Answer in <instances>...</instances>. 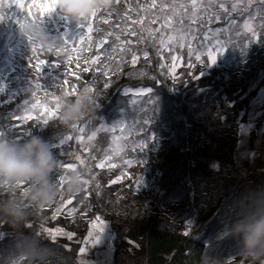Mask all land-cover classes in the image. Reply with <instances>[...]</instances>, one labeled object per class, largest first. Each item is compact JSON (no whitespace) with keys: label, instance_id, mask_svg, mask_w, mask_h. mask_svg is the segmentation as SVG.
I'll list each match as a JSON object with an SVG mask.
<instances>
[{"label":"rangeland","instance_id":"1","mask_svg":"<svg viewBox=\"0 0 264 264\" xmlns=\"http://www.w3.org/2000/svg\"><path fill=\"white\" fill-rule=\"evenodd\" d=\"M110 1H114L112 8L117 7L116 0ZM71 2L77 3L82 0H71ZM88 2L102 3L105 6L95 8L97 15H87L84 18L85 27L75 31L85 37L84 43L81 44L79 35L69 36V31L61 30L57 25L59 21L57 13L61 10L58 9L39 21L38 10L33 8L32 12L36 19L34 21L28 16L26 10L17 6L16 0H0V112L3 113L0 115L5 117L3 123H0V143L24 145L33 137L41 138L51 151L54 160V168L49 177L50 182L53 183L59 179L63 181L53 189L61 191L60 195L44 202L49 215L47 224L26 225L24 228H19L22 230L20 234L13 235L6 230L12 223L7 225L4 221V218L12 217L7 214L6 208L4 210L1 208L3 212H0V250L6 252L19 243H22L21 247L25 244L29 254H32L30 258L40 259L37 263L33 261V264H144L141 235L134 228L130 231L131 238L122 234L119 238L120 233L115 234L109 222L105 220V216L109 215L107 208H103L104 211L95 215L91 213L85 219L81 218L82 212L78 211L77 214L75 208L60 209L55 214L56 207L60 208L62 201L64 205L69 200H79L78 206L88 201L92 183L86 174L93 172L103 174V184L100 185H105L107 191L97 196L96 200L97 202L100 200L103 205L116 207L122 212H132L129 210L131 207L135 208L138 203L144 206V203L148 201L153 207L160 204L163 210H171L172 202L166 200L165 193L157 191L159 177L156 175L152 180L148 170H143L141 160L136 158L135 153H131L136 150L139 142L151 138L146 130L151 126L154 118L159 120V125L168 127L169 122L165 116L174 118L172 126H177L175 123L179 124L178 127L181 125L183 134L178 140L184 135H189L190 129L196 133L193 137L195 146L192 153L205 159L207 169L212 174L224 176L223 178L228 182L232 175H235L237 181L263 177L264 34L261 33H264V0H140L138 15L141 14V17L139 20L136 18L138 15L131 17L129 21L131 25L124 29L126 31L124 36L130 39V36H133L132 29L137 27L139 34L148 38L149 47L152 52L159 53L158 64L160 63L170 80L169 94L180 107L173 114L167 113L168 102L162 98L157 99V91L148 86L121 87L120 90H116L115 98L111 103L117 108L119 121H126L125 115H132L136 122L139 121L141 123L139 129L138 126L133 125L134 130L138 129L137 137L125 133V127H123L125 122L116 124L111 119L106 123L103 113H95L93 110H88L84 120L78 124L84 127V133L72 129L73 123L65 124L57 118L50 120L47 124L43 123L39 109L32 110L33 115L38 119L25 123L21 127L15 117L21 114L27 106L26 102H29L23 99L27 95L21 91L26 89L31 91V85L37 80L42 89L45 86L50 92L56 90L54 80L46 76V69L49 68L45 69V66H53L58 60L60 62L58 71L64 70L66 74L69 72L67 58L71 56L73 58L71 70L79 74L83 67L92 65L90 62L86 64L85 61H91L97 56L107 57L106 61L114 57L112 48L115 45L110 42L101 44V40H106L98 38L95 28L101 23L112 26V31L116 33L120 24V13L108 12V9H111L109 0H88ZM30 3L31 0H25L26 7ZM249 12L253 17L250 23L257 30L255 36L249 35L244 27L245 21L249 20ZM127 15L132 16L131 12ZM146 18L149 20L147 24L143 23ZM105 20L108 23H103ZM94 21L96 23H93ZM205 21L207 23H204ZM89 24L93 28L90 40L87 33ZM180 25L185 27L191 25V33H184ZM37 29L49 34V38L54 42L53 47L45 48L43 43L38 42ZM204 29H214L217 32L224 30L223 37L227 39L222 52H219V49L213 52L211 45L199 47L193 42ZM62 33L65 36H62ZM65 39L69 41L67 44H64ZM118 42L124 45L125 39L121 38L120 41L118 36ZM120 45L122 50L124 46ZM189 46L193 49L191 53L188 51ZM34 48L43 52L40 58L47 60L39 76L32 66L33 56L26 55ZM57 48L61 49L58 56L55 55ZM82 48H84V54H82ZM248 50L249 56L256 52L253 53L255 61L262 52L263 60L259 61V66L255 70L250 71L251 75H248L246 82L230 86V76L212 75L216 72L221 75L223 72L221 69L224 68H234L231 65H237L243 61L246 57L243 53ZM142 52L144 53L145 50ZM209 52L217 55L214 63L208 58ZM20 53L25 56H22V61L27 60L26 66L21 69L17 65L21 62ZM133 53L135 54L130 49L128 55L121 56L131 67H134L138 61V59L133 61ZM196 55L201 56L203 63L195 59ZM154 59L151 56L149 60L153 62ZM78 61L79 68L76 67ZM63 78L69 80V75ZM59 81L61 84L62 79ZM155 83L156 86L160 84L158 81ZM212 98L214 100H211ZM219 100L223 103H219ZM50 105L53 107L52 103L48 106ZM189 115H192L194 120L191 126L188 123ZM113 126L117 130H113ZM43 130L54 131V133L45 135ZM93 132H95L94 136ZM121 134L129 139L123 143L125 146L121 145L123 142ZM69 135L73 136L72 140L67 139ZM172 135L176 140L177 133L173 132ZM89 136H92V139H88ZM132 138H138V141ZM54 140L56 143L52 142ZM186 140L187 136H185ZM97 146L98 152H96ZM117 147L119 148L117 161L114 163L113 159L108 163L110 158L107 156L111 154V151L116 152ZM91 149L96 152L95 158L98 156L96 160L93 156L87 158V154L93 152ZM61 163L74 164L75 168L70 171L62 169ZM101 164L103 167H97ZM73 180L79 185L75 191L69 187ZM114 180L117 182L113 183ZM1 183H15L14 189L19 188L22 195L29 194L32 188L30 183L23 180L12 182V178L0 177ZM136 194L138 198L134 197L137 196ZM115 201L118 206H114ZM95 203L91 201L90 207L92 208ZM53 204L55 206L51 207ZM71 206L73 204L69 207ZM87 215L86 210L84 217ZM141 215L130 214L135 218H141ZM56 218L60 221H54ZM65 218H70V222ZM15 225H17L16 222L12 226ZM198 227L195 219L188 220L186 234L198 232ZM101 228H103L102 231H100ZM50 229L57 230L56 234ZM69 235L71 239H68ZM81 248L84 249L83 253H80ZM232 249L234 251L231 256H235L238 264H264V259L253 262L245 257L241 251V242L234 245ZM7 256L11 259L3 261L0 259V261L12 264L14 261L11 260L16 257H13V251ZM30 258L27 260L30 261ZM221 258L217 255L207 264H228L229 259L223 263ZM27 262H23L19 257L15 259L16 264H27Z\"/></svg>","mask_w":264,"mask_h":264},{"label":"trees","instance_id":"2","mask_svg":"<svg viewBox=\"0 0 264 264\" xmlns=\"http://www.w3.org/2000/svg\"><path fill=\"white\" fill-rule=\"evenodd\" d=\"M115 2L118 3V5L112 8L114 1L109 0L108 4L111 9H108V12L120 13V17L118 16L120 24L117 28V34L112 31V26L99 23L95 28L96 31L99 30L103 33V35L100 36L101 39L104 38L106 43L110 42L115 45V47L112 48L114 57L111 56L112 58L108 61L105 60L107 57L101 58L103 61L101 64V71L105 70V66L110 68L114 59L121 61L120 67L112 74L110 79L103 76L100 72H97L95 70L96 65L92 64L90 68H92L93 71L90 73H79V79L69 75L70 84H74L79 93L78 95H65L64 92L68 90L62 83L63 77L66 76L65 71H58L57 63L53 66H45V69L49 68L48 70L46 69L47 72L45 71L47 73L46 76L54 80L56 90L50 92L45 86H43V89L51 94L59 95L60 113L65 103H72L75 101L81 103L83 106L82 116L76 122H72L73 124L81 123L88 110H93L95 113H103V119L106 123L112 119L114 123L120 124L122 120L119 121L117 108H115L111 102L115 98L116 90H120L121 87L137 88L139 86H148L150 89H155L157 91V99L162 98L168 102L169 106L167 108V113L173 114L175 110H179L178 107L180 106L177 105L176 101L172 99L169 94L170 90H168V83L170 80L160 63L158 64L160 61L159 53L152 52L151 47H149L148 38L139 34L140 32L137 27L132 29V32H135V36H130L131 38L128 37L130 39L124 36L126 33L124 29L131 25L129 22L131 17L137 16L138 11H140V0H116ZM92 11L88 15L92 16ZM129 12H131L132 16L127 15ZM122 13H124V15H122ZM17 15H19V10H17ZM57 16L59 18L57 25L60 26L61 30L64 29L65 31H69V36L78 35L79 32L75 33V31L80 29L79 23L81 17L77 18L75 16H70L62 10L57 13ZM140 17L141 14L136 18L139 20ZM148 22V18L143 20L145 24ZM93 23L96 22L94 21ZM122 30L123 32H120ZM59 36L61 37V34H59ZM62 36H65V34L62 33ZM118 36L120 37V41L121 38L122 40L125 39L124 45L118 42ZM119 44H121L120 46H124L123 49L121 48L122 50H120ZM128 48L135 52V56L138 59L134 67L126 64V59L123 60L121 57L124 56V54H129ZM142 50L147 52V58H145V52L143 53ZM81 51L82 54H84V48H82ZM32 52L33 50L26 55L31 57L33 56ZM247 52H249V50L243 53V56H246L243 61H240L237 65H231L234 68H224L221 69L223 71L221 75L217 72L212 73V75L221 77L225 75L230 76V86L246 82L248 80V75H251L250 71L255 70V68L259 66V61L263 60V58H261L262 52L259 54V58L256 61L254 60V54L256 52H253L254 54L251 53L250 56V53ZM95 55H97V53H95ZM22 56H24V54L20 53L21 62L17 64L20 69L26 66L27 62L26 59L22 61ZM151 56L155 58L153 62L149 60ZM88 57L90 59L92 58L90 56ZM59 79H62L61 84ZM106 81L109 85L107 88L104 87ZM156 81L160 83L157 86L155 83ZM58 84H60L59 87ZM85 86H90L93 90ZM44 90L36 89L34 82V84L31 85V91L26 89V91L23 90L21 93H26L25 95H27V97L23 99L29 100V102H34V99H40L42 104L48 106L52 103L54 107L55 99L53 95L46 97ZM34 91L37 92V97L35 98L31 96ZM211 100H214V98ZM219 103H223V101L219 100ZM220 107L223 108V106ZM60 113L57 117L59 120H61ZM0 114L3 113L0 112ZM124 118H126V121H123L122 124L125 122L123 125V127H125V133L129 136L136 135L137 137L136 132L141 126V123L139 121L136 122L132 115H125ZM165 118L169 122L168 127L159 125V120L154 118L151 126L146 130L151 138L139 142V145L136 143L138 146L136 150L131 153H135L137 156L136 158L141 160L143 170H148L152 180L156 175L159 177L157 191L158 193H165L166 200L172 202L171 210L164 209V211L160 204H156L157 206L153 207L148 201L145 202L146 204L144 203L145 207L140 206L139 203L136 204L135 208L131 207L129 210L132 212H122L116 207L103 205L100 200L98 202L96 201L97 196H101L107 191L105 190V185H100L102 183L103 174L93 172L91 174H86L92 183L90 189L91 194L88 201L84 202L81 206L77 205L79 200L71 201V203L67 201L64 205L62 203L59 209L63 210L66 208L69 210L75 208L77 214L78 211L82 212L81 218L86 219L91 213L95 215L101 213L102 210L104 211L103 208H107L109 215L105 216V220L109 222L115 234L120 233L119 238L121 234L122 236L131 238L130 231L134 228L135 231H138L141 235L144 264H207L209 260L217 255L222 257L220 260H222L223 263L226 259H229L228 264H238L235 256H231L234 251L232 247L235 241H240V237L234 232V228L236 224L253 219L255 215L264 211V176L261 178H247L243 181H237L235 175H232L228 182L223 178V175V177H220L219 175L212 174V172L207 169L208 166L205 159L192 153L195 146L193 137L196 133L190 129L189 135H184L178 140L183 134L181 125L178 127L179 124L175 123L177 126H172L171 124L174 120L172 116H165ZM4 120L5 117L0 115L1 124ZM193 122L192 115H189L188 123H190V126ZM133 125L138 126V129L134 130ZM118 127L119 125L116 126L117 129ZM173 132L178 135L176 140L173 138ZM53 133L54 131L48 132V130H43V134L45 135H52ZM121 136L123 137L122 143L120 140L121 145L129 141L126 136L122 134ZM185 136H187L186 141ZM133 139L138 141V138H132V140ZM52 142L56 143L55 140ZM144 143H147V147L141 148L140 145ZM118 149L117 147L116 152L111 151V154L107 156L110 158L108 163L113 159L114 163L117 161V156L119 154H117ZM91 150L93 152L88 153L87 158L93 156L96 160L98 156L95 158V154L98 152V146L96 152H94L93 149ZM92 170H94L93 165ZM106 177L110 176L106 175ZM59 180L51 183L53 189L60 184L61 181ZM14 185L16 184H0V212H3L1 208L4 210L11 202V206L14 209L23 213V217L21 219L4 218L5 224L8 225L12 223L11 226H7L8 228L6 230L14 235L20 234L22 230L19 228H24L26 225H33L36 223L47 224L49 215L44 202H33L29 198L30 193L22 195L19 188L14 189ZM60 193L61 191L58 189L56 191L54 190V197L59 196ZM134 197L138 198V195ZM91 201L96 202L92 208L90 207ZM71 204H73V206L69 207ZM54 206L53 204L51 207ZM114 206H118L116 201L114 202ZM57 208L58 207H56L55 214ZM86 210L88 215L84 217ZM132 213H135L136 216L142 214L141 218L130 216ZM58 219L59 218H56L54 221H60ZM65 219H68L67 221L70 222V218ZM190 219H195V222L199 226L198 232L194 234H186L187 222ZM15 222L17 225L12 226ZM21 244L22 243H19L13 246V248H10L6 252L0 250V259L2 261L11 259L7 255L13 251V257H16L11 260L14 261L12 264H16L15 259L17 257H19L20 260L22 259L23 262L28 261L27 264H33V261L37 263L40 259H31L30 255L32 254H29L25 244H23L22 247L20 246ZM28 258L31 260H27ZM2 261H0V264H6Z\"/></svg>","mask_w":264,"mask_h":264},{"label":"clouds","instance_id":"3","mask_svg":"<svg viewBox=\"0 0 264 264\" xmlns=\"http://www.w3.org/2000/svg\"><path fill=\"white\" fill-rule=\"evenodd\" d=\"M90 14L97 7H104L102 3H89L88 0L75 3ZM64 11L70 16H78L75 12ZM38 42L45 48L53 47L54 42L49 34L41 29L36 30ZM83 114L81 103H65L62 106L60 119L65 124L76 122ZM54 168V160L46 143L39 137H33L24 145L0 143V177L12 178V182L23 180L32 185L29 198L36 203H43L54 198V190L50 182V173ZM69 187L75 191L79 185L73 180ZM6 212L13 219H21L23 213L11 206ZM234 232L240 237L242 254L250 261L264 259V211L255 215L253 219L235 225Z\"/></svg>","mask_w":264,"mask_h":264},{"label":"snow or ice","instance_id":"4","mask_svg":"<svg viewBox=\"0 0 264 264\" xmlns=\"http://www.w3.org/2000/svg\"><path fill=\"white\" fill-rule=\"evenodd\" d=\"M16 4L19 8L26 10L27 14L29 17L32 18V20H36L34 18V14L32 12L33 8H36L38 10L39 13V21L41 19H43L45 16L59 10L64 11L65 8L68 9V11L70 12H75L78 14V16L81 17L80 23H79V28H83L85 27V19L87 15H85L84 11L81 10L79 7L75 6V3H72L71 0H31V3L27 5H25V0H16ZM195 7V4L193 5ZM206 11V9H205ZM92 16H96V9H94L92 11ZM195 15V13H194ZM248 17L249 20L245 21L244 27L248 30V34L251 36H255L257 35V30L252 26V24L250 23V21L253 19L251 12L248 13ZM215 19V17H213ZM103 23H108V21H103ZM204 23H207V21H205ZM182 31L184 33H191V25H188L187 27H185L184 25H180ZM223 29H221L219 32H217L214 29H204L198 36H196L194 38V41L196 44L199 45V47H207L208 45H211L213 48V52L216 51V49H219V52H222L224 47H225V42L227 38L223 37ZM93 32V28L92 26L89 24L87 26V33H88V39H91V34ZM239 32V30L237 29V33ZM264 34V33H261ZM79 35V41L81 44L84 43L85 37L83 34L78 33ZM103 33L100 32L99 30L97 31V36L98 38L100 36H102ZM133 36H135V32L132 33ZM183 38V37H182ZM118 39V38H117ZM69 41L67 39L64 40V44H67ZM106 43V41L101 40V44ZM183 46V45H182ZM61 49L57 48L56 49V53L55 55L58 56L60 53ZM73 51H75V49H73ZM188 51L191 53L193 51V49L191 48V46H189ZM213 52H209L208 53V58L211 62H215L217 55L213 54ZM43 52L42 51H37L35 48L33 49V59H34V63H33V68L35 73L37 74V76H39V74L41 73L42 68L46 65L47 60L44 58H40L41 54ZM147 52L144 53L145 58H147ZM133 61H135L137 59V57L135 56V54L133 53ZM72 57L69 56L67 58V64L69 65V72L66 73V75H71L73 78L79 79V75L75 72L71 70V61H72ZM173 59H175V57H173ZM195 59L197 61H201V56L200 55H196ZM91 63L93 65H96L95 70L97 72H100L103 76L108 77L109 79L111 78L112 74L116 72V70L120 67V63L121 61L118 60H113L112 62V66L110 68H108L107 66H105V70L101 71V64L103 63V61L101 60L100 56H97L95 59L91 60V61H85L86 64ZM203 63V61H201ZM60 62L57 60V65H59ZM191 67V65H189ZM76 67L79 68L80 67V63L79 61L76 64ZM91 71H93L92 68L85 66L82 68V72L83 73H90ZM63 86L65 88H67L68 90L64 92L65 95L71 94V95H78V90L76 88V86L74 84H70L68 79H63ZM109 85L107 83V81L104 84V87L107 88ZM90 88L91 90H93L92 87L90 86H85ZM35 88L36 89H40V90H44L41 87V84L39 83V81L37 80V82L35 83ZM44 94L45 96H49V95H53L54 99H55V106L54 107H48L45 104H42L40 99H35L34 102H26L27 107L21 112L20 115H18L17 117H15V119L19 122L20 126L23 127V125L25 123L37 120L38 117L33 115L32 110H36L39 109L40 113H41V121L45 124H47L50 120L57 118L58 114L60 113V107H59V95H55V94H51L49 93L47 90H44ZM32 97L35 98L37 97V92H33L32 93ZM72 129L77 130L79 133H84L85 129L84 127L79 126L78 124L74 123L71 126ZM113 130H115V126H113ZM95 135V132H93V136ZM68 140H72L73 136L69 135L67 136ZM88 139H92V136H89ZM141 148L143 147H147V143L141 144L140 145ZM97 167H103V165H97ZM61 168L62 169H66V170H73L75 168L74 164L68 163V164H64L61 163ZM113 183H116L117 181H112ZM61 183H63V181L61 180ZM63 203V201L61 202ZM68 203H71V200L68 201ZM60 209L57 208V211H59ZM102 223V222H101ZM94 227H96V225H94ZM103 228L100 229V231H102ZM51 232L55 233L57 232V230H52L50 229ZM68 239H71V235H69ZM96 239H98V237H96ZM84 249L81 248L80 249V253H83Z\"/></svg>","mask_w":264,"mask_h":264},{"label":"bare ground","instance_id":"5","mask_svg":"<svg viewBox=\"0 0 264 264\" xmlns=\"http://www.w3.org/2000/svg\"><path fill=\"white\" fill-rule=\"evenodd\" d=\"M240 240V239H239ZM241 241V240H240ZM240 241H235V244L234 245H236L238 242H240ZM229 247V246H228ZM229 248H231V247H229Z\"/></svg>","mask_w":264,"mask_h":264}]
</instances>
